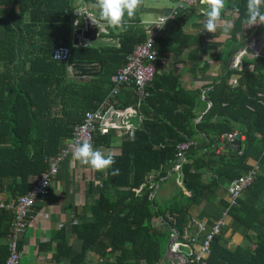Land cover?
<instances>
[{"label":"trees","instance_id":"trees-1","mask_svg":"<svg viewBox=\"0 0 264 264\" xmlns=\"http://www.w3.org/2000/svg\"><path fill=\"white\" fill-rule=\"evenodd\" d=\"M84 1L95 3V0ZM14 2L28 4V0ZM227 2L229 8L234 7L238 16L233 22L230 36L217 53L211 50L218 47H204L209 32L205 30L201 35L185 34L181 23L173 20L174 17L167 35L155 41L157 68L167 53H180L185 48L191 53L189 61L192 65L187 67L191 73H195L197 67L196 72L201 74L209 68V62L202 60L201 54L227 61V56L249 39L243 36L246 25L242 23L247 0ZM10 12L16 15L15 11ZM0 13L6 15L4 10H0ZM6 19L0 21L6 26L7 40L0 41V61L11 64L23 53L24 47L14 40V35L21 30L18 28L20 23L9 14ZM15 22L17 27H12ZM127 29V33L122 35L120 47L77 48L67 40L43 46L47 55L44 60L49 62L55 75L50 85L58 88L55 87L60 104L71 108L70 118L63 124L59 122L56 126H40L33 123L36 120L32 109L34 99L28 88H25L26 74L29 73L0 72V181L4 176L20 177L15 189L22 194L31 186L28 181L30 176H39L48 170L50 158L64 145L62 139L70 138L85 113L96 111L103 98L111 94L114 82L106 77L110 68L121 62L125 64L126 56L134 46L146 38L135 34L130 26ZM57 31L59 33L61 30L57 28ZM58 46L70 47L68 60L105 61L104 72L85 82L68 79V60H54L51 57L53 48ZM199 62L202 64L199 65ZM179 75L174 66L155 73L152 84L147 87L148 96L143 99V108L150 109L144 112V116L152 120L146 128L136 131L133 138H125L119 151L112 154L115 163L107 169L100 197L90 206V217L80 230L73 227L82 239V249L70 258L68 264H81L88 252L102 256L114 253L115 261L112 264H160L170 228L178 232L180 239L188 228L189 205L205 195L216 199L215 193L221 184L203 180V170H212L230 182L253 168L248 164V159L253 153H258L260 144H264V55L244 57L240 67H231L214 81L204 84L202 88H207V91L203 98L200 96L201 88L185 90ZM234 78H237L236 84H233ZM46 79L49 81L50 75ZM37 81L40 80L36 78L31 83ZM128 86L134 90L133 85ZM6 90H9V98ZM208 100L211 101V107L195 125L197 111H205ZM23 116H26L27 122L18 124V119ZM40 129L47 135H38ZM5 131L9 133L6 139L1 136ZM234 132L244 137L242 146L221 138ZM196 136H200L199 141ZM94 138V144L98 143L108 150L113 148L110 135L97 132ZM189 141L193 143L188 144L183 152L186 162L182 163L181 171L184 187L191 192V197L185 206L173 204L161 208L155 199H150L155 183L166 174L163 167L175 161L177 146ZM115 169H119V175L113 177ZM153 170L162 171L151 178ZM244 192L245 198L239 197L231 207L228 199H220L217 214L221 216V209L226 210V214L235 222V228L241 229L243 236L251 239L254 246L228 249L224 244L222 226L220 232L213 236L210 250L202 257V261L196 260V252H193L189 264H264V171L258 170L253 183ZM0 213L12 220V215L5 216L8 213L5 210H0ZM155 218L159 223L168 225L169 230L155 229ZM204 238L205 232L201 234V242ZM6 253V245H0V255L5 257Z\"/></svg>","mask_w":264,"mask_h":264},{"label":"crops","instance_id":"crops-1","mask_svg":"<svg viewBox=\"0 0 264 264\" xmlns=\"http://www.w3.org/2000/svg\"><path fill=\"white\" fill-rule=\"evenodd\" d=\"M173 1V0H172ZM68 2V6H66ZM239 3V1H236ZM246 6V5H245ZM81 7L85 8V11L80 13ZM171 8H166L160 11L156 18L151 16L153 9L142 4L137 9L136 16L129 22V26L135 31V34L139 36H146L147 30L152 26V23L157 20L158 17L169 13ZM192 9H197L198 12H192ZM0 10H4L6 15L0 13V21L4 22L9 14L10 17L20 23L21 30L14 35L16 43L24 47L23 53L19 54L17 60L9 64L4 61H0V72H9L11 74H26L28 92L32 95L34 103L32 106L33 112L36 115V120L32 121L40 126H56L68 121L70 107L65 108L60 104L58 88L51 86L50 81L54 75L52 67L48 61H45L47 55L43 50L44 45L55 42L70 41V45L77 48L86 47H120L122 35L126 34V31H121L115 28L107 26L105 22H101L97 27L86 16L91 13L98 15V10L95 7V3L85 2L81 3V0H28L27 5H21L14 2V0H1ZM10 10L15 11L16 15L12 14ZM206 10V6H196L182 10L181 13L176 16L177 22H180L181 27L185 34L201 35L205 32L203 30V24L205 17L203 12ZM238 13L234 10V7L229 8V3L222 13V18L232 21L236 20ZM79 24H76V21ZM171 19L162 28V33L158 38L165 37L170 30ZM50 24L49 30L48 25ZM17 23H13L12 27H17ZM128 26V27H129ZM6 26L0 23V41L6 40ZM57 28L61 31L58 33ZM87 28L95 30L88 39L82 34H78V30L86 31ZM243 33L244 37L253 38L254 41L249 43L243 50L237 52L234 56L233 62L229 65V59L231 54L227 56V61L223 59H211L205 54H201V58L204 61L209 62V68L201 74L200 72L191 73L187 67H190L192 63L189 61L191 53L189 49L185 48L180 53H167V56L161 58L157 71L163 69H169L171 66L176 67V71L180 73L179 80L185 90H193V88H201L200 96L203 98V94L207 91V88H202L204 84L214 81L220 74L224 73L227 69L237 66H241L242 59L244 57L260 56L264 55V25H253L251 27L245 26ZM100 29V31H99ZM106 29V30H105ZM205 46L218 47L212 51L217 53L218 49L226 43L230 33L223 35L218 28L216 33H208ZM248 39V40H249ZM145 40V39H144ZM143 40V41H144ZM247 40V41H248ZM142 42V41H141ZM69 47V46H68ZM70 48V47H69ZM1 55V54H0ZM51 60H53L51 58ZM89 61L70 59L68 61ZM67 61V62H68ZM99 65L101 69L100 73L96 76L82 75L78 76L73 73L71 68L67 66V78L76 82H85L101 75L105 68V61H94ZM103 62V66L101 63ZM202 63L199 62V65ZM124 65L114 64L107 74V78H112L111 75L117 73ZM53 66V65H52ZM49 70L46 72V69ZM248 69H250L248 67ZM74 72L77 73V70ZM50 75V80L46 78ZM105 77V78H106ZM38 78L40 81L35 83L34 79ZM106 78V79H107ZM46 79V80H45ZM237 83V78L233 79V84ZM57 90H56V88ZM132 86L125 85L119 96L111 98L104 97L102 103L107 101L109 103L108 108L105 110V116L109 123L110 132L107 136L112 137L113 148L108 150L98 143L93 144V147L100 149L105 155L113 154L119 151L125 138H133L136 131L146 128L152 119L144 116V112L150 111L148 107L143 108V99L134 93ZM6 95L9 98V90H6ZM211 107L209 100L207 101V107L205 111H197L196 124L201 120L204 113ZM128 109H132L128 112ZM27 122L26 116L18 119L19 123ZM128 125H132L129 127ZM143 126V127H142ZM8 132L5 131L1 136L4 139L8 137ZM38 135H47L42 129L38 132ZM197 140L199 141L200 136ZM223 137V136H222ZM221 137V138H222ZM69 138L64 137L62 141L65 143ZM244 137H239V146L243 142ZM187 144L193 143L192 141L186 142ZM182 143V144H186ZM181 145V144H179ZM178 145V146H179ZM177 146V153L175 155V161L167 163L163 167V171L166 174L155 183L153 192L150 195V199H155L157 205L161 208H165L168 205L185 206L188 203V199L191 197V192L184 187L182 181L181 166L185 161L179 157V149ZM257 154L253 153L248 159V164L252 167H257L258 170L264 171V144L258 146ZM53 157L50 159L52 160ZM49 159V160H50ZM51 163V162H50ZM49 169V168H48ZM162 170H153L150 177L153 178L158 175ZM247 172V171H246ZM245 172V173H246ZM107 169L103 171H97L92 169L89 165H82L80 162L73 160L70 155L62 161L61 168L58 174L54 177L49 192L46 196L40 198L37 204L34 205L29 218L28 226L26 230L19 236V249L21 251L20 264H68L70 258L76 255L82 249V239L79 238L74 232L73 227H77L80 230L81 226L87 218L90 217V206L100 197V190L103 186L104 179L107 177ZM244 174V173H243ZM242 175V174H241ZM37 176H30L29 183L32 185ZM202 178L205 181L219 182L221 186L216 190V199L210 195H205L204 198L193 202L188 207V228L183 238L178 237V232L170 228L168 225L159 223L158 219L155 220L154 228L157 230H169L168 240L163 247V259L160 264H189V257L193 252H199L201 248V234L204 232L199 231L197 222H204L207 230L211 229L215 221L222 219L224 221L223 230L225 237V246L234 250L237 246L252 248L254 246L253 241L248 237L243 236L241 229L235 228V222L231 217L226 214V210L221 212V216L217 214L218 208H220V199H228L227 186L228 180H224L221 175L213 173L212 170H203ZM20 179L12 176H4L0 181V200L5 203L14 202L19 196H23L25 193H19L18 189H15V184ZM31 187V186H30ZM246 193L241 194V198L244 199ZM217 205V206H216ZM4 210V209H2ZM6 211V210H5ZM8 212V211H6ZM168 213V211H166ZM0 213V245H6L7 253L5 257L0 255V263L6 264V259L9 254L8 250V235L10 232V225L12 220L6 219ZM11 213L8 212L5 216ZM9 217V216H8ZM168 218H171L170 216ZM177 234L172 250L181 251L183 256L172 255L167 252L168 241L171 237ZM5 233H7L5 235ZM252 233L250 232V235ZM186 236V237H184ZM190 236V238H188ZM70 250V251H69ZM115 261V254H109V256H102L94 252H88L85 259L81 264H112ZM159 263V262H158Z\"/></svg>","mask_w":264,"mask_h":264},{"label":"built area","instance_id":"built-area-1","mask_svg":"<svg viewBox=\"0 0 264 264\" xmlns=\"http://www.w3.org/2000/svg\"><path fill=\"white\" fill-rule=\"evenodd\" d=\"M174 6L169 13L157 18L152 26L147 30V35L144 41L136 44L132 52L126 56V62L123 67L114 75L112 81L114 82L113 90L110 97H117L120 95L123 86L133 85L135 93L142 99L148 96L147 87L152 84L157 68L155 59L158 51L155 48V41L162 33L164 25L172 18L187 8L201 6L199 0H173ZM162 18L167 19L164 25L157 26L154 23L159 22ZM59 54V58H57ZM51 57L54 60H68L70 57V48L67 46H58L53 48ZM109 103L105 101L96 111L86 112L83 120L78 124L71 135V137L64 143L58 153L52 158L49 169L43 174L36 177L32 183L28 193L19 196L12 203H5L0 200V210L4 209L11 213L12 222L10 225V232L8 235V250L9 254L6 259V264H20L21 251L19 249V236L26 230L31 217L32 209L38 200L46 196L49 192V187L58 174L62 161L71 153V145L74 143L89 140L94 144L95 134H108L110 132L109 123L105 116V110ZM237 132L223 135V139L228 143H233L236 140ZM188 144H181L178 146L179 157L183 159V152ZM258 168L255 166L246 173L232 179L228 186V201L229 207L234 206L241 194L254 181ZM228 210V209H227ZM224 221L219 219L215 221L211 229L207 230L204 222H197L199 231L205 232V238L202 241L199 252L196 253V260L202 261V257L210 250V242L215 234H218L223 226ZM186 233V230L184 234ZM186 237V236H184Z\"/></svg>","mask_w":264,"mask_h":264},{"label":"clouds","instance_id":"clouds-1","mask_svg":"<svg viewBox=\"0 0 264 264\" xmlns=\"http://www.w3.org/2000/svg\"><path fill=\"white\" fill-rule=\"evenodd\" d=\"M81 3H83V0H81ZM141 3L142 0H95L98 15L89 13L86 16L97 27L101 22H105L111 28L126 31L129 22L135 18ZM199 3L206 6V10L203 12L205 17L203 30L209 33H216L219 28L223 35H228L234 25L232 21L222 18V13L227 6V0H199ZM79 9L81 10L79 14L85 11L84 7ZM166 21L167 19L162 18L154 24L161 27ZM242 23L248 27L264 25V0H247L246 14ZM76 24H79L78 20ZM56 57L59 58V54ZM127 111L131 112L132 109ZM128 126L132 127V125ZM71 155L73 160L80 162L82 165H89L97 171L106 170L115 163L111 154L105 155L103 151L94 148L92 143L86 139L71 145ZM117 175H119V169L113 170L112 176L115 177Z\"/></svg>","mask_w":264,"mask_h":264},{"label":"water","instance_id":"water-1","mask_svg":"<svg viewBox=\"0 0 264 264\" xmlns=\"http://www.w3.org/2000/svg\"><path fill=\"white\" fill-rule=\"evenodd\" d=\"M94 31L95 30H92V28H87L86 31L78 30V34H82L83 36L87 37L90 40V39H93L92 37H90V35H92V33ZM262 34H264V32H262ZM253 41H254V39L251 38L246 43H244L242 46H240L238 49H236L231 54V57L229 59V65L233 62L234 56L237 54V52H239L240 50H243L246 46L249 45V43H251ZM101 65L103 66V62L101 63ZM67 66H68V68L70 67L71 70L73 71V73L75 75H78V76H82V75L96 76L100 73V70L102 69V68L100 69L98 67L99 65H97V63L94 61H73V60H71V61L67 62ZM75 70H77V73L74 72ZM209 103H211L210 100H209ZM234 143L238 146L240 145L239 135L236 136V141ZM176 238H177V234L175 232V235L173 237H171L168 241L167 252L172 254V255H178V256L184 257V255L181 253V251H173L172 250V245H173ZM185 264H187V262Z\"/></svg>","mask_w":264,"mask_h":264},{"label":"rangeland","instance_id":"rangeland-1","mask_svg":"<svg viewBox=\"0 0 264 264\" xmlns=\"http://www.w3.org/2000/svg\"><path fill=\"white\" fill-rule=\"evenodd\" d=\"M143 6H148L153 9L151 16L156 18L161 10L166 8H173L174 1L172 0H142L141 3ZM192 12H198L197 9H192ZM250 40V39H249ZM247 41H245L246 43Z\"/></svg>","mask_w":264,"mask_h":264}]
</instances>
